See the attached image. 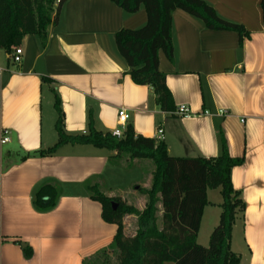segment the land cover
<instances>
[{"label": "crops", "instance_id": "1", "mask_svg": "<svg viewBox=\"0 0 264 264\" xmlns=\"http://www.w3.org/2000/svg\"><path fill=\"white\" fill-rule=\"evenodd\" d=\"M203 1L220 18L242 25L249 36L240 45L234 32L208 30L185 12L172 13L173 56L169 60L159 53L158 69L175 108L187 107L191 117L161 112L152 89L130 80L117 53L113 35L121 29L141 28L146 22L143 8L128 14L110 0H67L57 23L47 30L45 45L34 35L25 36L18 46L22 51L19 64L9 63L8 55L0 50V136L8 139L0 144V264H82L107 248L116 233L115 225L102 221L101 206L89 199L87 188L92 183L100 187L111 167L127 170L124 162L112 163L114 153L88 145H63L50 156H37L57 140L54 94L60 101L66 134H85L89 114L96 131L111 133L117 127L118 109H124L135 135L158 140L156 132L162 131L160 140L171 157H216L220 129L230 157H244L243 164L232 169L230 179L245 204L243 218L236 221L246 264H264L260 0ZM137 162L145 161H134L132 167ZM150 180L151 173L147 188ZM47 184L58 190L59 199L53 209L40 211L32 198ZM138 187L129 196L124 192L106 196L120 198L141 211L145 200L139 207L130 200ZM209 196L207 191L208 205ZM220 203L214 202L217 208ZM129 218L134 217L122 220L126 237ZM214 223L204 226L210 227L207 235ZM236 227L237 222L231 249ZM22 246L31 249L29 259L23 256Z\"/></svg>", "mask_w": 264, "mask_h": 264}, {"label": "trees", "instance_id": "2", "mask_svg": "<svg viewBox=\"0 0 264 264\" xmlns=\"http://www.w3.org/2000/svg\"><path fill=\"white\" fill-rule=\"evenodd\" d=\"M67 0H0V50L11 62L13 51L28 35L38 37L45 45L47 30L58 21L62 5ZM125 13L146 14L145 24L136 30L121 29L113 35L119 57L126 64L127 75L138 86L152 89L155 106L165 114L175 111L165 76L158 69L159 53L171 60L172 13L180 10L200 20L212 31H229L238 35L239 44L248 32L242 25L220 18L203 0H110ZM264 25V0H260ZM43 82L49 79L42 78ZM57 115L54 125L57 140L53 147L39 151L37 156L52 155L63 145H88L114 153L112 163L132 168L134 161L152 164L149 188L141 191L145 199L143 210L127 205L120 198H109L100 192L97 183L88 185L89 199L101 206L104 223L116 226V233L107 248L101 249L82 264H239L240 257L230 247L233 226L242 219L245 204L234 190L230 174L243 164L244 157L232 158L220 129L217 131L219 153L216 157H171L162 140L135 135L127 125L121 138L94 129L88 115L87 132L68 135L63 129L60 101L54 94ZM218 190L221 196L218 223L209 235L208 247L197 244V235L205 206L207 191ZM59 193L52 185H42L33 195L32 204L40 211L53 209ZM135 218L134 236L124 235L123 218ZM26 259L32 256L28 246H22ZM115 262H112V258Z\"/></svg>", "mask_w": 264, "mask_h": 264}, {"label": "rangeland", "instance_id": "3", "mask_svg": "<svg viewBox=\"0 0 264 264\" xmlns=\"http://www.w3.org/2000/svg\"><path fill=\"white\" fill-rule=\"evenodd\" d=\"M46 96V95H45ZM139 165H136V167L129 168L127 170H124L123 168H115L111 167L109 171L112 172H106L105 176L103 177V180L100 181V187L99 190L104 195L111 194V195H119L120 192H124L127 196L131 195L135 191V189L138 187V192L130 198L131 203L135 204L137 207L140 206V203H144V196L142 195L141 191L148 187V181L147 178L149 176V173L152 171V164L149 161L145 162H137ZM149 172V173H148ZM113 173V174H112ZM144 186V187H143ZM210 196H209V202L211 204H207L206 206V212L203 217V224L206 225L208 223L209 225L216 222L218 223V218L220 214V208L218 205L214 204L215 201L221 202V196L219 194L218 190H209ZM217 220V221H216ZM239 220V219H237ZM135 218H129L126 220V233L128 234V237H130V233L135 234L136 227H135ZM212 222V223H211ZM237 227L235 229V232L233 234V240H232V252L236 255L242 256V262L241 264H246L245 255L246 251L243 248L242 242H241V230H240V224L238 221ZM215 224V223H214ZM202 226V230L199 235H197L198 241L197 244L201 247H208V241H209V234L207 235L206 230H210ZM216 226V225H215ZM213 230V229H212ZM211 232V231H210ZM240 254V255H239ZM112 262H115V258H112Z\"/></svg>", "mask_w": 264, "mask_h": 264}, {"label": "built area", "instance_id": "4", "mask_svg": "<svg viewBox=\"0 0 264 264\" xmlns=\"http://www.w3.org/2000/svg\"><path fill=\"white\" fill-rule=\"evenodd\" d=\"M22 51L20 48H16L11 56V62L13 64H19L21 61ZM177 117H191L193 116L190 110L185 106H178L175 111L172 113ZM207 114V113H204ZM221 115H224V112H220ZM129 113L124 109H118L117 111V127L111 132V135L116 138H121L124 134L125 128L129 121ZM158 140L162 137V131L159 129L157 130ZM8 142L7 137L0 136V144H6Z\"/></svg>", "mask_w": 264, "mask_h": 264}]
</instances>
